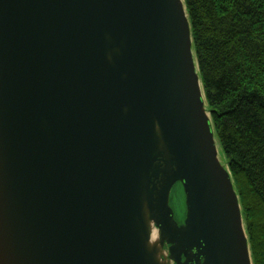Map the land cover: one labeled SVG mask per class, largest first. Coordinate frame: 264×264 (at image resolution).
I'll list each match as a JSON object with an SVG mask.
<instances>
[{
	"label": "water",
	"instance_id": "95a60500",
	"mask_svg": "<svg viewBox=\"0 0 264 264\" xmlns=\"http://www.w3.org/2000/svg\"><path fill=\"white\" fill-rule=\"evenodd\" d=\"M206 107L183 0H0V264H252Z\"/></svg>",
	"mask_w": 264,
	"mask_h": 264
},
{
	"label": "trees",
	"instance_id": "16d2710c",
	"mask_svg": "<svg viewBox=\"0 0 264 264\" xmlns=\"http://www.w3.org/2000/svg\"><path fill=\"white\" fill-rule=\"evenodd\" d=\"M252 264H264V0H183Z\"/></svg>",
	"mask_w": 264,
	"mask_h": 264
},
{
	"label": "rangeland",
	"instance_id": "374dc122",
	"mask_svg": "<svg viewBox=\"0 0 264 264\" xmlns=\"http://www.w3.org/2000/svg\"><path fill=\"white\" fill-rule=\"evenodd\" d=\"M218 157L220 158V161L224 164V159L222 157L219 148H218ZM169 203H171L175 217L178 220L181 219L184 215L183 213H184L185 203H184V192H182V187L180 183L173 186V189L171 190Z\"/></svg>",
	"mask_w": 264,
	"mask_h": 264
}]
</instances>
